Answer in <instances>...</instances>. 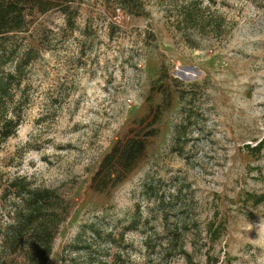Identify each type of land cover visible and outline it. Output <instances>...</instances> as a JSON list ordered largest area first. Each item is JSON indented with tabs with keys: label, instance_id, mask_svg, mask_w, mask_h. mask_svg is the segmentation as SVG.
<instances>
[{
	"label": "rangeland",
	"instance_id": "374dc122",
	"mask_svg": "<svg viewBox=\"0 0 264 264\" xmlns=\"http://www.w3.org/2000/svg\"><path fill=\"white\" fill-rule=\"evenodd\" d=\"M146 1L148 15L134 16L84 0L74 30L58 12L42 16L32 42L40 48L47 34L52 49H41L23 82L29 102L0 150L3 180L27 176L68 200L48 264L118 256L123 264H264V0H215L224 31L192 33L197 47L174 29L169 6ZM161 80L172 85L174 101L154 125L146 157L123 182L96 191L103 156L151 123ZM184 107L193 117L177 138ZM149 184L164 199L159 207L146 198ZM180 191L183 201L172 196L170 209ZM181 203L192 260L166 258L145 243L148 236L165 242Z\"/></svg>",
	"mask_w": 264,
	"mask_h": 264
},
{
	"label": "trees",
	"instance_id": "16d2710c",
	"mask_svg": "<svg viewBox=\"0 0 264 264\" xmlns=\"http://www.w3.org/2000/svg\"><path fill=\"white\" fill-rule=\"evenodd\" d=\"M102 1L115 3L116 7L134 16L148 15L146 0ZM160 1L171 8L169 11L175 16L174 29L184 35L191 47L198 46L191 37L192 33L205 37L212 34L219 36L224 31L222 17L212 8L215 0H207V5L205 0ZM83 3L84 0H0V150L22 123L23 111L29 102V88L28 85L23 86V82L28 78L31 66L40 57L42 48L52 49L48 37L46 42L42 39L47 34L40 38V48L32 42L41 26L40 19L58 12L64 17L66 28L74 30ZM154 87L161 98L158 105L150 107L151 123L140 125L127 137L117 141L103 156L92 179L96 191L105 192L123 182L146 157L150 139L158 136L159 130L154 125L172 107L174 92L172 85L163 80ZM177 92L180 100L186 101V92L179 89ZM187 109L182 108L185 117L175 126L177 138L191 125L193 115ZM3 178L0 172V210L3 217H7L6 221H0V264H48L55 238L69 215L68 200L58 188L38 185L27 176ZM180 194L181 191L171 195L168 201L171 208H167L172 209L183 201ZM146 198L155 203L157 201V207L164 201L152 184L146 188ZM261 200H264V195ZM184 207L185 204L181 203L179 209H182L183 215L167 226L165 242L157 243L148 236L145 241L147 249L155 251L161 248L166 258L180 254L192 260V254L185 248L184 236L190 218L184 214ZM163 208L167 218L171 210ZM150 210L152 212L154 208ZM72 262L76 260L72 259ZM86 264H123V260L121 256L112 260L102 259L97 263L90 259Z\"/></svg>",
	"mask_w": 264,
	"mask_h": 264
}]
</instances>
